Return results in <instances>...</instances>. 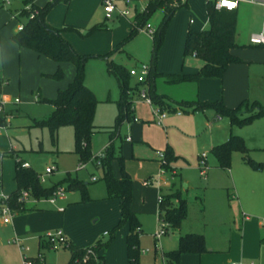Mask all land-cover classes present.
<instances>
[{"label":"rangeland","instance_id":"rangeland-1","mask_svg":"<svg viewBox=\"0 0 264 264\" xmlns=\"http://www.w3.org/2000/svg\"><path fill=\"white\" fill-rule=\"evenodd\" d=\"M45 1L49 0H44V2ZM86 1H88V3L85 5H90L87 9L82 8L83 5L80 6L75 3L69 8L68 6L66 7V4L62 1L56 2L51 7L46 17V22L56 28L66 26L67 29L62 32V37L72 46L77 54L87 57L84 63V81L93 91L94 97L97 100L94 113V124L114 131L113 125L117 114L116 101L119 98V88L115 77L107 71V63L114 62L127 69L141 63L149 65L153 42L151 35L145 33V30L147 29L146 24H149L151 28L156 26V23L154 24L155 15L152 14L146 20V24L142 25V30H138L135 35L128 39L127 37L132 25L129 24V19L121 16L113 22H110V19L106 20L104 23L105 26L102 29L88 32V28L82 25L83 22L88 20L92 14L98 18L103 15V13L101 7L100 10L96 8L93 13L94 0ZM19 3L20 0H10L8 5H4L1 8L0 24L5 23V27L10 29L16 26L15 22H8L6 10L17 7ZM38 4L39 3H37V5ZM26 5H28V3L24 6ZM116 5L118 7L123 6L121 3ZM237 11L238 15L235 20L234 41L237 44L251 43L250 37L256 35L258 32L257 22L262 12H259V7L245 3H240L237 7ZM166 32L167 26L161 44L156 52V60L161 47L165 46L164 51L160 54V59L166 61L168 52L173 50V46H171V37L166 45H164ZM252 45L257 46L258 44ZM262 48L263 47L260 49L264 51V48ZM102 55L106 57H101ZM252 55L256 56L254 53H252ZM190 57L191 56L182 57V60L184 59L185 62L191 58L195 60V58ZM49 60L53 62V60ZM250 66L252 69L249 71L250 79L248 78L247 85H244V87L240 85V89L245 90H236L228 94L226 98L228 104L221 100L222 105L226 108H235L244 100L248 102L256 100L264 104V67H254L255 64ZM58 68L62 74L59 79L44 75L46 81L43 82V85L39 86L40 92L45 98H47L48 94L54 96L56 90L64 88L70 80L72 64L70 62H62L59 64ZM56 69L55 64L53 73ZM131 81L132 79L129 80V83ZM195 83L196 81L170 83L165 81L162 76L161 78L158 76L154 77L156 93L161 92V95L167 97L172 103L198 101L194 87ZM18 95L20 102L17 105L13 106L8 104L5 106L7 111H13V115L11 118H7V128L0 131V167L3 181L6 183L9 182L8 180L10 176H12L14 170V161L17 159L26 161L37 173H42L46 165L53 164L56 168L45 177V184L50 182L57 183L68 173L71 178H75L85 184L88 197L93 198L94 201L81 202L80 192L73 190L65 191L64 199L57 200L52 206L58 208L57 205L62 203L63 207L66 209L69 207V205L67 206V202L69 203L72 199L79 200L80 202L77 201L76 204L71 205L79 206L74 209L77 214L74 218H76V220L80 219L81 223L84 221L81 225L87 224L89 228L99 233L96 239L100 240V242L108 240L111 229L120 218V207L118 201H116L115 206H110L107 209H103L97 204L98 201L105 197V190L103 181L101 180L102 172L100 168H95L93 166L95 159L90 158L89 161L83 162L84 166L82 168L77 169V155L73 153L74 142L72 128L70 126L59 127L56 130L55 139L52 142L46 127L34 126L32 124L33 119H39L48 115L52 110L50 107L51 105L45 101H41L43 99H33L35 96L34 91L30 93L31 98H28L26 94H24L23 98L21 93ZM11 96V93H4L1 94L0 99L5 103L12 100ZM187 99L193 100L187 101ZM246 115L247 112L243 106L238 116L243 117ZM132 116L133 111L130 112L129 119H124L122 121V125H120L119 129L120 137L123 138L128 134L127 126L129 121L132 120ZM220 118L222 123L232 134L242 138L243 144L247 148L244 153L238 151H232L230 153L229 172H227V168L218 167L216 161H214L217 168L215 167L216 169H212L213 171L209 174L207 170V178L199 174L198 161L196 162L195 157H193L196 151L199 154L201 153V151L196 150L197 147L200 149V144L204 137V135L201 134V130H199L194 136L189 135L187 137H182L179 141V145L183 153L187 155L185 158L189 163L184 172L179 174L180 177L170 176L168 172H171L172 169L169 165L170 169L166 170L165 175L159 178V185L157 182H152V185L146 186L144 180H141V183L135 179L131 180L129 210L135 215L137 222H141L142 227V234L139 235L138 239V247L139 249H148L146 253L140 252L138 264H165L163 254L170 251L167 249H170L169 247L171 244L173 245L172 247H174V240L176 237L178 239V236L188 233L200 235L203 239L205 250L211 247H228L230 242L233 251L235 249L240 253L241 225L238 223V219L242 220V218L232 215H236L237 212L236 202H244L245 204L253 203H248L245 194L246 189L250 190L261 201L254 207L255 209L246 212V214L248 213L251 218L250 220L256 219L264 223V168L255 170L246 162L247 159L254 162H264V116L254 118L251 122L242 126L231 125L228 118L225 116H220ZM196 134L199 136L198 138L195 137ZM118 144L119 140L110 138L109 132H96L95 136H91L90 138L91 155L94 156L93 154L97 151L101 152L109 145L112 146L113 151L117 152ZM122 144L126 143L123 142ZM126 149L127 147H125V150ZM123 160L125 162V159ZM211 160L212 155H209V164H212ZM133 161V159L127 160V162ZM241 167L244 168V172L247 170L250 174H253V177L250 178L248 182H246L245 176H243L244 173L241 172ZM110 168L113 173L118 172L116 159L110 161ZM134 169H136V167H134ZM211 174H214L213 178ZM155 175L154 173L153 176ZM91 176L96 179L94 182L89 180ZM232 177L234 180H232ZM173 183H175L176 187L181 186V190L175 189L172 186L170 187ZM206 183L210 185L207 193L203 191L206 187ZM167 184H170L169 187L164 188V185ZM183 184H186V189H183ZM61 186L65 189L66 184L61 183ZM158 187L161 188L162 194L170 193L174 190L178 191L180 198L185 202V217L178 228L167 229L165 231L166 235H162L163 237L161 236L160 239L161 249L153 252V238L150 234L158 228L156 218ZM232 187H234L235 190ZM176 202V200H173L174 204ZM229 205L230 207L228 208ZM44 207L53 210L49 205H44ZM113 214L117 217L116 221L105 230L107 235L102 236L101 234L102 231H104V226L106 225L107 227V219ZM50 224L48 228L43 230V235L46 231H53L58 228L53 225V220ZM73 224L76 223L74 222ZM59 227H61V225ZM121 229L122 231L118 233ZM126 229L128 230V225L124 223L113 232L111 242L114 241L115 253L119 249V246L121 248L124 243L125 236L123 232L124 230L126 231ZM78 232L81 233L82 230L79 229ZM253 232L252 234L254 236L245 243L246 250L244 252L250 254L254 249L257 254L261 253V255H263L264 233L262 230ZM83 233H86V228L83 230ZM62 235L64 236L63 232ZM18 240L19 244L22 246L29 247L25 240L24 242H22L20 238H18ZM64 246L63 243H58L55 247L60 248L56 252L44 251L46 263L65 264L68 261L69 253L67 246ZM236 261L241 264H248L249 262H254V258L244 256L241 261ZM0 264L14 263L8 262L0 257Z\"/></svg>","mask_w":264,"mask_h":264},{"label":"crops","instance_id":"crops-1","mask_svg":"<svg viewBox=\"0 0 264 264\" xmlns=\"http://www.w3.org/2000/svg\"><path fill=\"white\" fill-rule=\"evenodd\" d=\"M112 1L115 3V5L118 3H121L123 5L122 7H118L116 5L118 8L125 7L123 3L124 0H112ZM205 1L206 0H186L185 2H183L182 6L176 8L172 13L167 25V32L165 35L164 45H166V43L171 37L172 40L171 46H173V50H170L171 52H168L167 61H166L160 59V54L162 51H164L165 46L161 47L159 51V55L155 62V71L157 73L190 74L198 70L199 66L201 65V61L195 58L194 56L191 57L195 58V60H193L191 57H190L191 59L187 60L186 62L184 61V59L182 60L183 57L182 48H183L184 35L187 29L189 28L203 29L207 27V17L204 10ZM46 2L47 1L44 2V0H33V4H35L38 7L43 6ZM131 2L129 6L130 13L127 16H125V18L129 19L128 22L129 24L132 25L134 22L133 20L134 14L140 12L143 9V7L146 4V1L131 0ZM37 3L39 4L37 5ZM73 3L80 6L83 5L82 8L84 9L85 8L87 9L90 6V5H85L88 3V1L86 0H69L65 4L66 7L68 6L70 8ZM93 4H94V8L92 10L93 13L96 8L100 10L101 7L102 10V0H94ZM239 4L240 3H238L235 8L236 17L238 15L237 7ZM245 4H250V3H245ZM4 5H8V4H4L3 0H0V10ZM250 5L259 7V12L260 11L262 12L257 22V31H260L264 10L258 4L253 3ZM23 7H24L23 0H20V3L17 7H13L12 9H7L6 12L8 14V22H15L16 25L19 21L23 22L24 19H22L19 16V12L20 10L23 9ZM49 11L44 16L45 23H47L46 17L48 16ZM152 14L155 15L154 24L156 23L157 26V24L161 20L163 12L157 9ZM118 17H119L118 15L113 14L112 17L110 18V22L117 20ZM106 20L108 19L104 18V14L99 16L98 18H96L95 15L92 14L90 15L88 20H85L83 22L82 25L85 26V28H90L95 24L104 25ZM47 24L50 25L49 23ZM15 31H16V26L10 29L5 27V23L0 24V96L1 94L4 93L12 94L11 96L12 100L4 103V113L8 116V118H11V116L13 115L12 113L13 111L12 110L7 111L5 106L8 104L13 106L17 105L20 102V98L18 95L20 93L22 98L24 94H26L28 98H31L30 93L33 91L35 92V96L33 99L41 100L47 98L49 99L54 98L57 90L59 89L56 90L54 96L48 94L47 98H45L44 95L41 94L39 86L43 85V82L46 81L44 79V75L52 74L55 64H56V68H58L59 64L62 63V62L58 63L55 61L52 62L49 59H47V57L37 55L34 51L30 49L18 47L11 40V36ZM237 45H238L237 47L230 49L229 52L232 55L239 58L241 62L229 64L220 78L201 77L196 81L194 87L196 90V97L198 101L223 100L225 101L226 104H228L226 99L228 94H231L236 90L237 91L245 90V89H240V85L242 87H244V85H247L248 78L250 79L249 71L250 69H252L250 68L251 67L250 65L255 64L254 67H264V51L260 49L261 47H256L251 43H240ZM252 53H254V55L256 56H253ZM73 72H74V68L72 65V73L70 80L72 79ZM158 77L161 78V76ZM70 80L68 81V83L70 82ZM84 80H85V76H84ZM129 84L131 86H135L133 85L132 81ZM146 85L148 89L151 87V89H153L154 92L156 93L154 78L151 79V81L149 80V82L146 80ZM85 86L88 87L86 84ZM156 94L161 95V92ZM14 98H18V102L14 103L13 102ZM131 100H132L131 110L133 111V116H132V120L129 121L127 126L128 134H126L123 138L120 137L119 134L120 126H119L116 133L112 137H110L112 139L119 140L118 150L117 152L113 151V154L115 156L120 155L122 157V160L125 159V162L124 160L122 162L123 169L126 172V174L129 176L130 181L135 179L141 183V180H144V184H146V186L152 185L153 184L152 182L145 183V180L149 177H155L158 173L157 169H159L158 168L159 165L155 152L156 151L163 152L166 147H169L172 154L175 156V159H173L170 162L172 171L168 173L170 174V176L173 177L179 176V174L184 172L185 168L189 165L188 161L185 158L187 155L183 153L179 145V141L181 140L182 137H187L189 135L194 136V134L197 133L199 130H201L202 132L201 134L204 135V137L202 138L203 141L200 144V149H198L199 147H197L196 149L198 151L205 152L204 161L206 167L202 175L205 176V178H207L206 171L208 170V174H209L210 172L213 171L212 169L217 168L214 164L215 159L213 156L211 160L212 164H209L208 162V156L211 155L210 149L214 145L224 142L228 138V136L232 134V132L228 130L227 127L222 123L220 116H217L213 109L207 108V109L192 111L191 107H187V108L178 107L176 103L170 102V100L164 96V100L173 104L174 110L180 108L181 113L174 114L173 112H169L161 120L160 124H155L149 106L136 99L135 89L131 94ZM190 100L187 99V101ZM50 107L52 108V106ZM46 116L47 115H45L44 117ZM92 123L96 129L95 133L96 132L107 133L109 130L106 129V127L98 126L94 124V115H93ZM95 133L92 136H95ZM126 136L129 137V140L125 139ZM195 137L198 138L199 136L196 134ZM123 142L126 144H122ZM125 147H127L126 150ZM97 153L98 151L95 154ZM198 154L199 153H197V151L193 154V157H195L196 162L199 159ZM128 159H133L134 161L127 162ZM22 161L26 162L24 160ZM48 165H53V164H48ZM134 167H136V169H134ZM13 169H14V164H13ZM241 169H242L241 172L244 173L243 176H245L246 182H248L250 178L253 177L252 176L253 174L252 173L250 174V172H248L247 170H245L244 172L243 167H241ZM117 170H118V164H117ZM0 171H1V167H0ZM227 172H229V168H227ZM13 173L8 180L9 182L6 183L3 181L2 172H1V188L3 193L7 195H9L15 189V184L13 181ZM154 173L156 174L155 176H153ZM112 174L114 177H118L119 171L117 173L112 172ZM164 175L165 173L162 176ZM213 175L214 174H211L212 178L214 177ZM91 177L89 178V180L91 182H94L96 179L94 178V180H91ZM232 180H234L233 177ZM51 184L53 183L51 182L48 184L44 183L43 185L49 186ZM169 185L170 184L164 185V188H168ZM171 186L175 189L181 190L180 188L181 186L176 187L175 183L170 185V187ZM186 187H187L186 184H183V189H186ZM209 188L210 185L206 183V187L203 189V191L207 193ZM232 188L235 190L234 187ZM157 191H158L157 196L159 194L162 195L161 193L162 190L160 187L157 188ZM245 194L248 203L249 202H253V203L245 204L244 202H239L237 196L238 202L235 203L237 212L236 215L235 214L232 215L234 217L242 218V220L238 219V223L241 225L240 253H238V251L235 249L233 251V247L229 242L228 247H221V248L211 247L199 254L190 253L192 254L190 255L189 253H183L179 256L177 264H230L231 262L240 263L237 262L236 260L241 261L244 258V256H248V258H254V262H253L254 264L264 263V254L263 255H261V253L257 254L254 249L250 254L244 252L246 250L245 243L248 242L252 238V236H254L252 234L253 231L262 230V232L264 233V223L256 219L250 220L251 218L249 217L248 213L246 214V212L255 209L254 207H256V205L261 201L258 199L257 196H255V194H253L248 189H246ZM88 198L89 200L84 202L94 201L93 198L90 197ZM71 201L69 203L67 202V206L69 205V207H67L66 209L63 207L62 203H59L57 207H62V210H58L56 206H52L47 202L28 200L23 204L22 209L17 210V212L14 214V216L12 217L9 223L3 224L0 221V257L14 264H18L20 262L19 250L14 243L10 242L12 238L16 237L17 239L20 238L22 242H24L25 240L26 243L29 245V247L26 246L27 250L24 252V254L27 257L33 258L39 254L42 259L41 263L47 264L45 261L44 251L56 252L60 248V247L50 246L43 238V234H42L43 230H45L51 225L50 222L52 220L54 221L53 225L58 227L54 230H62V232L64 233V238L67 240V242L76 248H84L94 244L96 241H100L96 239L99 233H96V231H94L92 228H89V225L87 224L81 225L84 223V221L83 223H81L80 219L76 220V218H74L77 215L74 209H76L79 206H71V205L76 204L77 201L78 202L80 201L76 199H72ZM116 201L118 200L115 198L107 199L104 197L102 198V200L98 201L97 204H99L101 208L107 209L110 206L111 207L115 206ZM156 204H157V199H156ZM44 205H49L53 210L45 208ZM229 207L230 205L228 206V208ZM115 214L109 216V218L107 219V227L106 225L104 226V231H102L101 234L102 236L107 235V232L105 230L116 221L117 217ZM156 215H157V209H156ZM74 222L76 224H73ZM60 225L61 227H59ZM85 228H86V233H83V230ZM138 228H139L138 231L139 232L138 239H139V235L142 234L141 222L138 223ZM79 229L82 230L81 233L78 232ZM121 231L122 229L119 230L118 233H120ZM127 232H128L127 229L126 231L124 230L123 232L125 237L127 235ZM152 234L153 233L150 234L151 237ZM164 235H166V233ZM160 239H159V249H161ZM174 242L176 245L177 237L174 240ZM175 245L174 247H172L173 245L171 244L169 247L170 249L167 250L174 249ZM114 247L115 246L113 241L106 248L99 251L98 254L102 257L103 264L126 263L125 240L121 248L119 246V249L117 250L116 253L114 251ZM155 251L156 250L153 249V252Z\"/></svg>","mask_w":264,"mask_h":264},{"label":"trees","instance_id":"trees-1","mask_svg":"<svg viewBox=\"0 0 264 264\" xmlns=\"http://www.w3.org/2000/svg\"><path fill=\"white\" fill-rule=\"evenodd\" d=\"M58 1L67 3L69 0H49L43 6L38 7L33 4V0H23L24 5L28 3L27 10H20L19 16L24 19L29 12L36 11L37 14L32 18H26L22 22L20 30L15 31L11 40L18 46L30 49L37 55L47 57L55 62H70L73 65L74 72L72 79L65 88L59 89L52 99H43L52 106L51 112L44 118L33 119L34 126L46 127L50 139H55L56 130L62 126H70L73 131V153L77 155V161L86 162L92 158L90 151V138L96 129L93 125V115L97 100L92 91L84 84V63L86 56L77 54L72 46L62 37V32L67 29L55 28L44 21L45 14ZM183 3L178 0H148L141 12L134 14V22L127 37L131 38L146 23L149 16L157 9L163 12L160 22L157 24L152 38V50L149 62V73L146 80L149 82L156 76H162L165 81L170 83L197 81L201 77L220 78L227 66L232 63L241 62L239 58L232 55L229 50L237 47L234 41L235 37V9L226 10L224 8L216 9L209 0L204 2V10L207 17V27L203 29H187L184 35L182 56H194L201 61V65L194 73H173L159 74L155 71L156 52L159 48L165 28L174 10ZM104 28L103 24H95L88 28V32ZM70 29V28H68ZM255 46V45H254ZM256 47H264L257 45ZM101 57H106L102 55ZM107 71L112 74L119 88V98L116 101L117 114L115 117L113 130H108L112 137L124 119H129L131 110V94L135 86L129 84V76L127 69L117 63L108 62ZM59 68L49 75L54 79L61 77ZM149 96L153 104L161 109L169 111L174 110L171 103L164 100V96L156 94L151 87L148 89ZM178 107H191L192 111L202 109H213L217 116H225L232 125L242 126L251 122L254 118L264 116V104L256 100L248 102L244 100L235 108H226L220 100L204 101V102H181L176 103ZM245 107L246 116L239 117L238 114L242 107ZM3 119L0 117V123ZM247 148L243 144L240 136L230 134L228 138L219 144L214 145L210 149L211 155L214 157L216 164L220 168H228L230 153L238 151L244 153ZM103 157L99 160L102 172L101 180L105 188V198H115L119 202L120 218L109 233V239L84 247L76 248L68 243L69 258L65 264H103L102 257L98 254L100 250L106 248L111 240L113 232L124 223L128 225V232L125 237L126 247V263L138 264V256L140 249L138 247V222L135 215L129 210L131 181L129 176L123 169V160L120 155L113 154L112 146H106L103 149ZM165 158V170L170 169V162L175 159L169 147L163 151ZM117 160L119 176L114 177L110 168V161ZM21 159L14 161L13 181L15 189L8 196V204L13 209L21 206L17 202V196L20 190H27L31 197L40 198L47 197L61 183H65V191H79L82 202L88 201L85 184L75 178H71L68 173L64 178L49 186H44L38 180V173L31 167H22ZM246 162L255 170L264 168V162H254L247 159ZM173 200L177 202L174 204ZM22 209V208H21ZM157 220H161L166 224L167 229H176L185 217V202L177 190L170 193H164L159 202H157ZM87 249H92L96 254L90 256ZM205 251L203 239L200 235L188 233L178 236L176 247L163 255L165 264H177L178 258L183 253H202ZM86 256L85 260L84 257Z\"/></svg>","mask_w":264,"mask_h":264},{"label":"built area","instance_id":"built-area-1","mask_svg":"<svg viewBox=\"0 0 264 264\" xmlns=\"http://www.w3.org/2000/svg\"><path fill=\"white\" fill-rule=\"evenodd\" d=\"M148 1V0H145ZM150 1V0H149ZM180 3L185 2L186 0H178ZM210 2L213 3L214 8L220 9L224 8L226 10H232L235 9L238 3H250V4H258L260 5L263 10H264V1L261 0H209ZM130 2L131 0H124V8H118L115 3L112 0H102V11L104 14L105 19H110L113 14L125 17L130 13ZM4 4H8L7 0H3ZM228 5H233V6H228ZM29 5H26L23 7L24 10H27ZM144 8V7H143ZM143 10V9H142ZM141 10V11H142ZM140 11V12H141ZM20 14V13H19ZM37 12H29V14L26 16V18H32L34 15H36ZM24 17V19H26ZM146 24V23H145ZM22 27V22H18L16 25V31L20 30ZM147 29L145 30V33L148 35H152L153 30L148 24H146ZM139 30H142L141 28ZM250 42L252 44H258V45H264V14H263V20L261 23V29L260 31L257 32L256 35H253L250 37ZM149 73V65L148 64H138L135 66H132L127 69V74L130 79H132L133 85H135V94H136V99L145 103L147 106L150 108V112L153 116L155 124H160L161 120L167 115L169 112H173L174 114H180L181 110L180 108L169 111L166 109H161L157 105L153 104L150 96H149V91L148 87L146 85V77ZM13 102L16 103L18 102V98H14ZM132 108V104H131ZM0 117H2L3 121L0 124V131L4 130L8 126V121L7 118L8 116L4 113V101L0 100ZM126 140H129V137H125ZM157 161L159 163V169L158 173L155 177H149L145 180V183H150V182H157L159 185V178L166 173V170L164 168L165 165V158H164V153L162 151H156L155 152ZM103 157V152H98L92 158H94V165L98 166L99 165V160ZM205 152H201L199 154V159H198V169L199 173L202 175L204 173V169L206 167L205 165ZM22 167H27L28 164L26 162H21L20 164ZM84 166L83 162L78 163L76 166L77 169L82 168ZM55 170V167L53 165H47L43 168V172L38 174V180L41 184L44 183L45 177L50 174L52 171ZM91 180H94V177H91ZM162 195L157 196V202L160 201ZM65 197V190L62 188V186H57L49 196L47 197H40V198H34L31 197L29 192L27 190H20L17 196V202L21 204L18 209H13L9 206L8 204V199L9 196L5 193H3L2 188H1V171H0V221L3 224H7L11 221L12 217L14 214L17 212V210L21 209L23 204L28 201H44L47 202L48 204H55L57 200H62ZM58 210H62L61 207L57 208ZM158 222V228L155 230L152 234L153 238V249L158 250L159 249V239L162 235L165 234V227L166 224L162 222L161 220H157ZM136 231H139V228H136ZM44 240L52 247H55L58 243H63L66 247L68 245V242L62 235L61 230H54V231H47L43 235ZM11 243H14L20 254V262L18 264H42L41 263V256L38 254L33 258L27 257L24 252L27 250V247L22 246L19 244V240L14 237L10 240ZM87 253H89L90 256L95 257V253L93 252L92 249H87ZM148 249H140L141 253L147 252ZM86 256L84 257L85 260ZM230 264H240L236 262H231ZM248 264H254L253 262H249Z\"/></svg>","mask_w":264,"mask_h":264},{"label":"snow or ice","instance_id":"snow-or-ice-1","mask_svg":"<svg viewBox=\"0 0 264 264\" xmlns=\"http://www.w3.org/2000/svg\"><path fill=\"white\" fill-rule=\"evenodd\" d=\"M228 6H230V7H231V6H233V5H228Z\"/></svg>","mask_w":264,"mask_h":264}]
</instances>
